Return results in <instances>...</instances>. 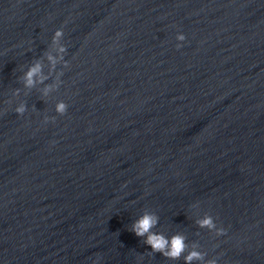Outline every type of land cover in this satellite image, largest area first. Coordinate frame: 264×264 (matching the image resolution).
<instances>
[{"label": "water", "instance_id": "water-1", "mask_svg": "<svg viewBox=\"0 0 264 264\" xmlns=\"http://www.w3.org/2000/svg\"><path fill=\"white\" fill-rule=\"evenodd\" d=\"M211 260L264 264V0H0V264Z\"/></svg>", "mask_w": 264, "mask_h": 264}, {"label": "clouds", "instance_id": "clouds-1", "mask_svg": "<svg viewBox=\"0 0 264 264\" xmlns=\"http://www.w3.org/2000/svg\"><path fill=\"white\" fill-rule=\"evenodd\" d=\"M63 35L62 29H57L54 35V39H58ZM178 39L183 41L185 40V35L180 33L178 35ZM177 47H180L178 45ZM63 50V49H61ZM40 65L37 64L30 68V70L26 73V84L31 86L34 81V75L39 71ZM67 110V106L61 102L57 105V111L61 114H64ZM16 111L20 114L24 112V106L21 105ZM157 222V217L152 213L145 212L141 215L133 224L132 231L137 236H145V243L150 245L153 251L162 252L164 255L171 258H178L181 253L185 249L184 237L181 235H174L171 240L165 238L162 234H157L151 232V229ZM201 227L215 228L214 221L211 216H205L204 218L198 221ZM217 234H222L225 230L223 228L216 229ZM202 254L197 251H192L187 257V261H191L193 259H201ZM208 264H217L216 260L208 261Z\"/></svg>", "mask_w": 264, "mask_h": 264}]
</instances>
